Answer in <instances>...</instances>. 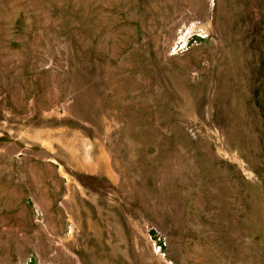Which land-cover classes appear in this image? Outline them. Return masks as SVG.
<instances>
[{
	"label": "rangeland",
	"instance_id": "rangeland-1",
	"mask_svg": "<svg viewBox=\"0 0 264 264\" xmlns=\"http://www.w3.org/2000/svg\"><path fill=\"white\" fill-rule=\"evenodd\" d=\"M0 264H264V0H0Z\"/></svg>",
	"mask_w": 264,
	"mask_h": 264
}]
</instances>
